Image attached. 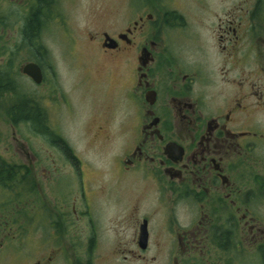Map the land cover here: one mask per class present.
<instances>
[{
  "label": "flooded vegetation",
  "instance_id": "flooded-vegetation-1",
  "mask_svg": "<svg viewBox=\"0 0 264 264\" xmlns=\"http://www.w3.org/2000/svg\"><path fill=\"white\" fill-rule=\"evenodd\" d=\"M29 1L20 3L28 6ZM139 1L125 4L121 25L85 28L87 55L94 58L98 52L103 58L100 71L85 64L83 78L93 76L97 82L88 96L99 101L105 95L109 111L118 102L126 107L118 123L125 140L110 169L112 178H90L89 171L79 169V179L64 183L56 177L48 183L38 179L37 170L49 169L37 155L32 162L12 163L31 176L30 246L7 242L6 221L0 222V264L105 262L85 253L104 246L102 235L119 233L104 223L115 205L119 224L127 221L132 231L122 248L132 255L168 246L177 253L165 264H227L231 251L238 252V264L247 259L264 264V223L259 226V214L248 209L252 202H264V0H219L209 19H189L182 3L169 8ZM196 2L202 17L208 5ZM29 61L39 65L42 79L35 84H42L50 64ZM103 81L113 88L101 90ZM48 99L46 94L30 102L40 107L37 118L44 122ZM8 117L12 123L31 122L21 113ZM106 125L97 124L93 132L109 138ZM118 184L130 188L127 200L117 198ZM150 186L158 205L166 197L172 203V211L160 213L157 222L154 211L137 215L134 210ZM246 219L255 221L247 227L248 243L242 234ZM143 224L144 248L139 238ZM159 230H173L163 246L151 238ZM115 242L109 249L118 246Z\"/></svg>",
  "mask_w": 264,
  "mask_h": 264
},
{
  "label": "rangeland",
  "instance_id": "rangeland-1",
  "mask_svg": "<svg viewBox=\"0 0 264 264\" xmlns=\"http://www.w3.org/2000/svg\"><path fill=\"white\" fill-rule=\"evenodd\" d=\"M149 1L166 4L169 8L174 7L176 3H182L183 10L186 15H189V19L211 18L213 9H216L217 4L220 3L219 0H203L208 7L202 12L203 16L200 17V13L196 10V0H147V2ZM238 1L240 0H227L230 4ZM20 2L21 0H0V15L3 16L4 21L11 22L10 25H5L4 29L1 30L4 32L2 34L4 39L0 38V47L5 48L6 46L8 52L0 57V64L3 67L6 64H11L20 73L21 76L18 79L21 93L25 90L24 94L31 98H42V95L48 94V101L51 106L47 108V122H43L40 128L42 131H38L33 128L31 122L17 121L12 123L7 114L9 106V101L6 100L7 95L0 97V159L10 164L20 161L32 162L33 157L37 155L40 161L42 159L43 162L47 163V165L44 163L43 167L46 166L49 169L44 172L37 170L38 179L44 181L47 179L48 183L50 179L56 177L64 183L65 180L79 179V169L89 171L87 177L90 178L103 180L112 178L110 169L116 163L117 154L118 156L121 155V147L125 140L122 134L124 126L122 124L118 126V123L120 119H124L126 107L118 102L109 111L105 105V95L99 101L88 96V92L91 93L90 89L94 87L93 84L97 82L93 76L86 80L83 78L86 73L85 64L87 63V67L95 72L103 58L98 52L95 53L97 55L94 58L87 55L89 48L86 47L85 28L93 31L94 28H111L116 23L119 26L122 24L120 15L125 4L140 1L55 0L53 15L47 26L38 34V40L44 49H41L44 53V62L51 65H49V69L46 68L44 71L45 79L40 85H36L32 80L22 75L19 70L22 64L31 60L26 56L29 51L28 48L23 45L18 35V29L28 10V6ZM68 33L73 38L69 37ZM17 55L19 56L18 59L16 58ZM9 56H11L10 60L8 59ZM97 69L100 71V68ZM99 86L103 91L113 88V84L108 86L107 81L101 82ZM109 99L111 100L110 97ZM99 103L102 108L100 107L99 112L94 116L96 105ZM111 104L108 101V105ZM105 122H107L109 138H103L93 132L97 124H104ZM53 137L60 138L69 148L71 154H65L51 140ZM20 175H25L26 180L31 178L28 172L21 171ZM113 186V184L110 186L111 190H113ZM27 190L24 189L26 192L25 197L23 193L24 202H22L23 197L22 200L12 201L7 196V189L0 187V222L6 221L7 242L12 245H21L27 242L25 247L29 248V226L34 210L30 208L32 203L28 198L31 196L30 189L28 192ZM114 190H117V198L121 200H127L130 194V188L128 190L124 185L118 184ZM145 193V195L139 196L134 208L135 214L140 215V212L142 214L145 211H154L152 220L157 222L158 219L160 220V213L171 210L172 203L166 197L164 202L161 201L158 205L153 186H150ZM253 193L250 192L249 194ZM118 206L124 207L125 204ZM116 207L117 205L114 209H110V212H113L112 218L110 220L105 218L104 223L106 226L116 227L119 233L114 234L112 232L102 235L101 242L104 243V246L99 247L97 251L86 252L87 258L105 261L100 262V264H165L170 256L177 253L168 250V246L157 250L154 247H149L147 251L141 253L142 257H138L136 252L135 255H132L131 252L123 250L122 248L125 247L123 243L130 242L133 235L131 230H127V221H124L122 225L119 224L121 218L114 214L117 210ZM21 209L23 210L22 213H20ZM248 209L259 214V218H255V220L259 226H262L264 223V202H252ZM174 210L178 211L176 206ZM152 220L151 222H153ZM246 220L248 221L245 226L247 233L242 232V234L246 238L245 243H248L252 237L247 231V227L255 221ZM243 223L241 222V226ZM124 227L126 230H123ZM160 231L159 234L152 231L151 238L161 245L163 240L165 244L170 242L173 230L171 232L169 230L170 233L166 230L165 234L160 233ZM113 242L118 243V246L109 249L108 244ZM246 252L249 253L250 251ZM239 257L238 252H229V256L226 257L227 264H238ZM244 264H254V261L247 259Z\"/></svg>",
  "mask_w": 264,
  "mask_h": 264
},
{
  "label": "trees",
  "instance_id": "trees-1",
  "mask_svg": "<svg viewBox=\"0 0 264 264\" xmlns=\"http://www.w3.org/2000/svg\"><path fill=\"white\" fill-rule=\"evenodd\" d=\"M53 2L54 0L29 1L28 10L25 13L24 20L18 29L20 40L29 50L26 55L28 59L36 60L37 62H44V59H39L40 57L38 56L39 53L43 52L41 51L43 48L38 40V34L47 26L53 15ZM10 23V21H4L3 16L0 15V38L4 39L2 35L4 32H1V30L4 29L5 25H10ZM6 52H8L6 46L5 48L0 47V57H2V55ZM16 58L18 59L19 56L17 55ZM8 59L10 60L11 56H9ZM20 76V73L13 65L6 64L5 67H3L0 64V97L2 98L7 95L6 100L9 101V106L7 108L8 115L21 113L23 116L29 118L33 128H36L39 131L41 130V124L44 121L38 119L37 117L38 113L42 110H40L37 103L35 107L30 106V102H33V98L25 95V90H23L22 93L20 92L18 79ZM13 123H15V121H13ZM51 140L55 142L56 145L63 148L68 154V147L60 140V138L53 137ZM19 168L20 167H17L14 164L7 163L3 159H0V187L7 189V196H9L12 201L24 199L26 193L24 189H30V185L27 183L29 179L26 180L25 175L19 176V173L21 174L22 171ZM230 239L232 240L233 237L230 236Z\"/></svg>",
  "mask_w": 264,
  "mask_h": 264
},
{
  "label": "water",
  "instance_id": "water-1",
  "mask_svg": "<svg viewBox=\"0 0 264 264\" xmlns=\"http://www.w3.org/2000/svg\"><path fill=\"white\" fill-rule=\"evenodd\" d=\"M21 73L30 77L34 83H39L42 79V72L39 65L34 61H27L19 67ZM141 247H145L147 239V233L145 230V224L142 225L141 232L139 235Z\"/></svg>",
  "mask_w": 264,
  "mask_h": 264
},
{
  "label": "bare ground",
  "instance_id": "bare-ground-1",
  "mask_svg": "<svg viewBox=\"0 0 264 264\" xmlns=\"http://www.w3.org/2000/svg\"><path fill=\"white\" fill-rule=\"evenodd\" d=\"M40 124V123H39ZM30 138V137H29Z\"/></svg>",
  "mask_w": 264,
  "mask_h": 264
}]
</instances>
